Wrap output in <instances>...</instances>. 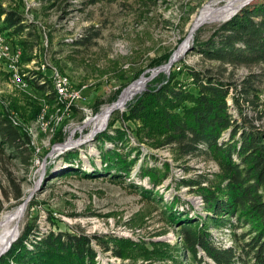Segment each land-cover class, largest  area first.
I'll list each match as a JSON object with an SVG mask.
<instances>
[{"label": "rangeland", "instance_id": "obj_1", "mask_svg": "<svg viewBox=\"0 0 264 264\" xmlns=\"http://www.w3.org/2000/svg\"><path fill=\"white\" fill-rule=\"evenodd\" d=\"M208 1L0 0V11L21 15L28 26L17 35L3 27L5 14H0V33L21 53L20 71L27 82L37 80L46 86L45 90L37 82L18 86L6 61L0 60V111L31 136L33 151L29 164L9 148L0 153V217L27 199L21 234L27 224L37 226L40 234L60 230L86 234L96 264H215L202 250L206 262L191 260L179 229L187 216L199 223L213 215L202 196L184 182L208 178L218 183L224 167L220 156L214 152L184 155L164 145L167 132L157 126V120L133 119L127 104L93 133L102 109L138 82L127 102L164 84L196 92L191 69L233 84L227 97L233 118L246 116L264 128V67L226 63L200 52L228 20L205 23L191 35L194 17ZM261 2L253 0L237 11ZM86 36L87 43L79 44ZM188 39L182 56L172 63ZM170 62L161 74L144 81L143 77H151ZM57 75H63L79 97L71 101L61 94ZM244 85L255 91L250 102H241V116L233 96ZM117 128L125 132L124 141L100 138L107 131L115 136ZM229 134L225 131L221 139L227 140ZM70 140L75 144L56 150ZM106 152H116L113 159L120 154L136 162L129 173L111 170ZM154 168L156 173L148 172ZM210 230L218 245H234L229 226ZM28 247L34 249L31 243ZM117 249L126 256L116 255Z\"/></svg>", "mask_w": 264, "mask_h": 264}, {"label": "trees", "instance_id": "obj_2", "mask_svg": "<svg viewBox=\"0 0 264 264\" xmlns=\"http://www.w3.org/2000/svg\"><path fill=\"white\" fill-rule=\"evenodd\" d=\"M0 14H5L3 27L13 29L17 35L28 27L23 17L13 11L1 10ZM87 38L79 39L78 43L86 44ZM200 52L209 59L226 63L264 67V2L243 8L217 27ZM190 74L196 92L164 84L158 89L148 88L137 100L126 104L133 119L157 120V126L167 132L164 145L184 155L214 152L222 159L224 167L218 183L208 178L184 182L202 196L205 208L213 214L199 223L188 216L180 221L179 236L183 247L190 251L191 260L206 262L200 254L202 250L215 264H264V128L243 116L241 107L242 101L250 102V94L255 90L244 85L237 91L239 95L233 96L243 116L242 120L234 119L227 101L233 84L194 69ZM35 82L46 89L44 83L28 80V84L34 86ZM121 130L117 128L115 136L104 132L100 138L124 141L126 134ZM225 131L230 132L227 140L221 139ZM5 148L30 163L31 136L7 113L0 111V153H4ZM112 153L104 154V159L110 162L109 168L129 173L136 160L130 163L120 154L113 159ZM148 172L156 173V169ZM161 182L159 178L156 183ZM206 182L210 185L203 186ZM2 209L0 203V211ZM223 225L230 227L234 245H218L213 241L210 227ZM239 229L241 233L237 232ZM38 231L37 226L27 224L18 240L0 257V264H96V252L88 235L72 230L47 234ZM29 243L34 246L33 250L29 249ZM115 252L119 257L126 256L122 249Z\"/></svg>", "mask_w": 264, "mask_h": 264}, {"label": "bare ground", "instance_id": "obj_3", "mask_svg": "<svg viewBox=\"0 0 264 264\" xmlns=\"http://www.w3.org/2000/svg\"><path fill=\"white\" fill-rule=\"evenodd\" d=\"M253 0H225L224 4H220V0H210L208 1L203 8L197 13V15L194 17L192 26H191V33L194 32L203 24L205 23H217L220 21H224L231 17L241 6H244L245 4H248L252 2ZM190 39H188L182 46L175 52L173 55L172 63L174 60L179 59L185 48L187 47V43ZM16 53H18V57L15 59V69L17 73V78H13V81L23 88L27 87L29 84L26 81L25 77L26 74L22 73L20 71V58L21 53L19 50H14ZM0 60L6 61V65L9 69V72L12 76V66L9 64V56L8 55H1V48H0ZM157 72V71H155ZM152 75V74H151ZM63 76V75H62ZM60 75H57L56 79V86L58 91L63 94V90L60 89L58 82H67V79L62 77ZM139 81V80H138ZM144 81L146 79L144 78ZM137 82V81H136ZM135 82V83H136ZM133 83V84H135ZM132 84V85H133ZM140 83L138 82L134 87L129 89L125 94H123L119 100L111 105H108L102 109L100 114L95 118L94 122V128L93 133H97L101 131L105 125L107 124L108 115L111 113L112 109L114 108H120L125 102L129 100V98L135 93V91L138 88V85ZM132 85H130L128 88H130ZM55 86V87H56ZM127 88V89H128ZM126 90V89H125ZM59 95V93H58ZM62 97V96H60ZM75 144V141H65L60 147H58L57 151H62L64 149H67L69 146ZM29 200H25L22 204H20L18 207L11 211H7L3 213L0 217V254L3 251L9 250L12 244L17 241L21 234V221L24 217L27 205Z\"/></svg>", "mask_w": 264, "mask_h": 264}, {"label": "built area", "instance_id": "obj_4", "mask_svg": "<svg viewBox=\"0 0 264 264\" xmlns=\"http://www.w3.org/2000/svg\"><path fill=\"white\" fill-rule=\"evenodd\" d=\"M0 48H1V55L9 56L8 65L12 66V78H17V73L15 69V59L18 57L19 54L14 51V46L10 45V39L4 32L0 33ZM57 83L60 89L63 90V94H65L67 99L73 101L75 98L79 97V93L77 91L70 90V87L67 86V82L57 81Z\"/></svg>", "mask_w": 264, "mask_h": 264}, {"label": "water", "instance_id": "obj_5", "mask_svg": "<svg viewBox=\"0 0 264 264\" xmlns=\"http://www.w3.org/2000/svg\"><path fill=\"white\" fill-rule=\"evenodd\" d=\"M245 5H246V4H245ZM245 5H244V6H245ZM242 7H243V6H241L239 9H241ZM239 9H238V10H239ZM237 12H238V11H236L232 16H234ZM232 16H231V17H232ZM231 17H229V18L226 19V20H229ZM193 33H194V30H193V32L191 33V35H193ZM170 64H171V62L168 63L167 65L161 67L160 69H158L157 72L152 73L151 77H143V78H145V79L147 80V79H150V78L154 77V76H155L157 73H159L161 70H164V69L168 68V67L170 66ZM125 105H126V102H125L121 107H124ZM116 109H118V108H114V109H112L111 113L108 115L107 122H108L110 116L114 113V111H115ZM7 251H8V250L3 251V252L0 254V257H1L2 255H4Z\"/></svg>", "mask_w": 264, "mask_h": 264}]
</instances>
